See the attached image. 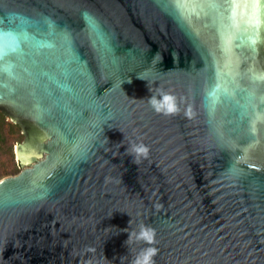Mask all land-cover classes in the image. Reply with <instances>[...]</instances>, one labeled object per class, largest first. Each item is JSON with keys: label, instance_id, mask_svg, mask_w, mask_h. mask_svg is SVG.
Returning <instances> with one entry per match:
<instances>
[{"label": "water", "instance_id": "1", "mask_svg": "<svg viewBox=\"0 0 264 264\" xmlns=\"http://www.w3.org/2000/svg\"><path fill=\"white\" fill-rule=\"evenodd\" d=\"M167 2L0 0V264H264V9Z\"/></svg>", "mask_w": 264, "mask_h": 264}, {"label": "clouds", "instance_id": "2", "mask_svg": "<svg viewBox=\"0 0 264 264\" xmlns=\"http://www.w3.org/2000/svg\"><path fill=\"white\" fill-rule=\"evenodd\" d=\"M150 103L157 112H160L162 109H166L169 113L174 111L172 99L168 96L163 97L162 100L151 99ZM130 154L133 156L134 161L139 162L140 157L147 156L148 148L143 144H135L132 145ZM154 236V230L147 226H141L139 232L135 233V239L142 240L148 244L153 242ZM155 255V248H145L136 255L133 264H154L153 257Z\"/></svg>", "mask_w": 264, "mask_h": 264}, {"label": "trees", "instance_id": "3", "mask_svg": "<svg viewBox=\"0 0 264 264\" xmlns=\"http://www.w3.org/2000/svg\"><path fill=\"white\" fill-rule=\"evenodd\" d=\"M20 128L10 121L0 112V155L4 160H0V179L7 175H16L19 168L14 167L13 142L18 143L22 140Z\"/></svg>", "mask_w": 264, "mask_h": 264}, {"label": "snow or ice", "instance_id": "4", "mask_svg": "<svg viewBox=\"0 0 264 264\" xmlns=\"http://www.w3.org/2000/svg\"><path fill=\"white\" fill-rule=\"evenodd\" d=\"M233 3L236 8L240 7L238 3H235V0H233ZM256 3L259 5L261 9H264V0H256ZM162 6L164 7L169 6L167 0H162ZM176 6L183 7L184 5L180 2V0H177ZM201 7H202V10H205V14H209L211 12L218 11L220 8V5L216 2V0H203Z\"/></svg>", "mask_w": 264, "mask_h": 264}, {"label": "flooded vegetation", "instance_id": "5", "mask_svg": "<svg viewBox=\"0 0 264 264\" xmlns=\"http://www.w3.org/2000/svg\"><path fill=\"white\" fill-rule=\"evenodd\" d=\"M0 112H1V110H0ZM2 113V112H1ZM3 114V113H2ZM4 115V114H3ZM4 117H6V119L8 120V121H10V122H12L11 121V119L7 116V115H4ZM13 123V122H12ZM14 124V123H13ZM16 125V124H15ZM18 126V125H17ZM19 127V126H18ZM20 128V127H19ZM20 135H22V137L24 138V134H23V132H22V130H21V128H20ZM22 142H23V140H22ZM19 143H16L15 144V146L16 145H18ZM13 154H14V160H15V158H16V154H15V150H14V152H13ZM16 164H17V166H18V168H19V172L22 170V167L20 166V163H19V160L16 158ZM17 175V174H16ZM12 176H15V175H7V176H5V177H2L1 179H3V178H7V177H12ZM0 179V180H1Z\"/></svg>", "mask_w": 264, "mask_h": 264}, {"label": "rangeland", "instance_id": "6", "mask_svg": "<svg viewBox=\"0 0 264 264\" xmlns=\"http://www.w3.org/2000/svg\"><path fill=\"white\" fill-rule=\"evenodd\" d=\"M7 120V119H6ZM8 121V120H7ZM22 140H23V138H22ZM22 140H20L18 143L20 144L21 142H22ZM14 144H13V152H14V150H15V142H13ZM0 160H4V156L3 155H0ZM15 162H14V167H16V158H15V160H14ZM3 177H5V176H3Z\"/></svg>", "mask_w": 264, "mask_h": 264}]
</instances>
